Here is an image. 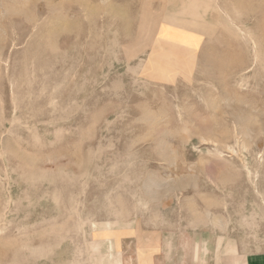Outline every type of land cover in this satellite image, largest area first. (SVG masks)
Instances as JSON below:
<instances>
[{"label": "rangeland", "instance_id": "rangeland-1", "mask_svg": "<svg viewBox=\"0 0 264 264\" xmlns=\"http://www.w3.org/2000/svg\"><path fill=\"white\" fill-rule=\"evenodd\" d=\"M143 1L0 0V264L264 253V0H216L205 40ZM159 38L199 44L173 81Z\"/></svg>", "mask_w": 264, "mask_h": 264}, {"label": "crops", "instance_id": "crops-1", "mask_svg": "<svg viewBox=\"0 0 264 264\" xmlns=\"http://www.w3.org/2000/svg\"><path fill=\"white\" fill-rule=\"evenodd\" d=\"M148 1V0H147ZM150 1V0H149ZM171 6L164 16L158 17L167 28L183 29L197 35L201 40H205L212 32L215 24H212L208 17L212 10L216 9V0H184L181 4L170 0ZM146 7V0L143 1V9L151 15L153 10ZM203 29L204 32L201 30ZM209 29V30H206ZM206 32V33H205ZM200 43V42H199ZM199 46H190L177 43L174 40L159 38L153 44V55L145 66L144 73L153 80L161 82L173 81L175 77L183 72H188L196 62V49ZM108 243V253L102 252L104 243ZM191 251L193 263L196 264H264V253H246L235 255L232 259L215 261L205 258L202 255L208 252L206 244L201 240L194 239L188 244ZM90 253L96 259L97 264H122L121 245L119 242L101 240L93 243L89 248ZM115 250L117 253H115ZM235 248H230L234 252ZM138 264H158L153 263L146 255L144 249L138 250L136 255Z\"/></svg>", "mask_w": 264, "mask_h": 264}, {"label": "bare ground", "instance_id": "bare-ground-1", "mask_svg": "<svg viewBox=\"0 0 264 264\" xmlns=\"http://www.w3.org/2000/svg\"><path fill=\"white\" fill-rule=\"evenodd\" d=\"M206 30H209V29H206ZM202 32H204L203 31V29L201 30ZM206 33V32H205ZM171 40H173V38H170ZM175 41V40H174ZM224 225V224H223ZM223 225H221L222 227H224Z\"/></svg>", "mask_w": 264, "mask_h": 264}]
</instances>
